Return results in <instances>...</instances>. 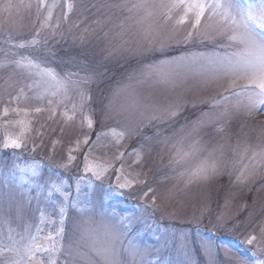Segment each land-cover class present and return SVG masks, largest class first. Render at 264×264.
<instances>
[{"label":"rangeland","instance_id":"obj_1","mask_svg":"<svg viewBox=\"0 0 264 264\" xmlns=\"http://www.w3.org/2000/svg\"><path fill=\"white\" fill-rule=\"evenodd\" d=\"M6 2L0 0V3ZM17 2L13 0V3ZM58 2L74 4L68 20H61L58 29H40L35 7L30 12L21 9L17 13L13 9L12 43L30 40L39 31L41 44L37 46L38 50L5 45L9 16L0 12V61L18 59L20 55L38 56L62 79L69 73L78 74L72 77L73 80L88 74L94 77L91 82L81 85L90 99L84 112L77 110L72 120L63 115L67 110L71 116L73 104L80 103V89L71 83L67 85V99L55 116L48 111H32L41 102L21 100L9 106L28 109L29 115L25 117L21 112L5 117L2 110L9 93L17 95L19 88L32 80L20 71L14 72L13 65L0 69V85H4L10 75L12 85L0 87V125L21 119L29 122L23 129L24 143L20 149H6L3 141L5 133L20 135L21 126H0V191L6 194L4 208L11 197V226L23 232L26 224L40 225L44 229L41 236L50 232L55 235L60 228L59 209L64 203V235L62 240L57 239L65 248L86 228H98L102 222L127 218L124 222L131 224L129 237L142 250L148 251L145 259L155 264H209V249L212 255L220 249L218 259L221 261L225 259L222 249L231 250L233 257L247 260L249 264L264 259V253L252 255L256 251L255 244L244 243L253 229V234L259 236L258 224L264 220V184L260 176L247 184L236 182L243 164L249 163L247 157L240 160L243 149L264 145V110L248 114L241 108L237 112L232 107L234 98L226 105L223 97L231 95V78L212 80L204 67L207 60L222 57L235 49L222 46L223 41L219 39L194 37L185 41L190 27L178 23L180 11L174 12L173 18L165 22L163 10L159 8L153 9L151 16L143 10L129 12L128 8L135 0H127V3L125 0H107L112 4H124V7L99 10L91 5L102 0ZM242 3L245 7L247 4L258 5L260 0H242ZM65 10V7L54 10L53 26ZM161 42L166 44L163 51L159 50ZM149 48L155 50L148 51ZM13 52L17 55H11ZM244 83L239 81L240 85ZM44 87L56 90L58 86L42 84L41 90ZM217 101L219 104L213 109L212 105ZM170 105H180L179 117L165 123L153 122L155 130L169 138L167 142L153 140L141 158L129 155L140 147L137 129L143 123L145 108ZM42 106L47 108L46 100ZM226 108L227 114L221 115ZM202 112H214L216 116L211 123L189 135L192 123ZM84 115H90L94 121L90 133L92 141L97 133H110L112 129L127 133L119 148L125 152V171L139 172V179L144 183L120 189L114 170H109L100 179L92 172H86L84 157L89 146L74 153V160L68 159L76 138L83 139L82 133L87 131ZM219 127L224 131H216ZM153 130L152 127L144 129L149 133ZM116 155L114 138L109 135L102 137L100 145L92 149L89 162H113L115 168H119L121 161L115 159ZM205 159L218 160L223 174L207 182L185 186L179 173L195 170ZM14 165L25 169L37 166L36 177L24 173L30 181L24 186L27 195H20V189L16 187L21 175L19 171L15 180L9 178ZM6 178L8 187L4 186ZM133 178L129 176V179ZM52 183L62 184L69 195L66 203L62 193L53 190L50 197L47 195ZM28 195L32 197L30 204ZM17 205L20 206L19 215ZM221 216L224 217L222 221L218 219ZM3 235L7 236L6 228Z\"/></svg>","mask_w":264,"mask_h":264},{"label":"snow or ice","instance_id":"obj_2","mask_svg":"<svg viewBox=\"0 0 264 264\" xmlns=\"http://www.w3.org/2000/svg\"><path fill=\"white\" fill-rule=\"evenodd\" d=\"M127 3V0H125ZM35 7L37 19L39 21L40 29H58L61 24L60 21H67L69 13L74 9L72 2L61 5L58 0H52L48 3L47 0H18L13 3V0H7L6 3H0V12L8 13L9 16V34L8 38L3 41L5 45L11 48H32L37 49L41 44L38 39L40 33L36 32L35 37L22 41L19 43H12V29L15 28V23L12 21L13 9L17 13L21 9L28 10L29 12ZM58 7H65L62 17H57V23L53 26L54 10ZM94 9L101 8H121L124 4H112L107 0L102 2L93 3L91 5ZM163 10L162 15L165 22L173 18V13L180 11L182 15L178 19L181 25L188 24L190 30L187 31L184 39L190 41L194 37H199L202 40H221L222 46L235 49L231 53H227L222 57L209 59L206 62V71L210 74L212 80L220 79L221 77H230L229 90L231 95L224 96L223 100L226 105L235 99L232 105L233 109L237 112L243 108L248 114L260 113L264 110V0H260L258 5L242 3V0H135L131 7L128 8L129 12L134 10H143L147 16L153 14V9ZM257 29H260L258 32ZM87 31V29H85ZM149 35L148 33L145 34ZM83 41V36L81 37ZM44 43H47L45 40ZM166 47L164 42H161L160 51ZM38 50V49H37ZM155 49L149 48L148 51ZM7 56L8 53L6 52ZM11 55H17L15 52ZM195 59V58H193ZM13 65V71H20L25 76L32 80V83L21 86L17 95L12 96L9 93L7 104L3 107L2 114L7 117L10 113L20 115L23 112L24 116L29 115L28 109H21L19 107H10L12 103H19L21 100H34L41 102L32 111L41 113L48 111L52 116L57 114V110L64 100L67 99V85L71 83L76 88H79L80 103L79 105L73 104L72 115L69 116L67 110L63 113L68 120H72L77 110L81 113L84 112L86 102L90 99L85 91L81 88L82 84L89 83L94 78L92 74L85 75L73 80V76H78L77 73H69L66 78H60L54 69L47 66L43 60L38 56L20 55L18 59L0 61V69ZM154 67V66H153ZM243 80V85L239 81ZM11 75L4 81V85L0 87H11ZM55 83L58 87L53 90L50 87H44L41 90L42 84ZM27 89V91H26ZM32 95L29 96L28 93ZM46 100L47 108L42 106ZM219 101L212 105L215 109ZM180 105H170L165 108H145L142 113L144 119L141 127L137 129V135L140 138V147L133 149L129 155H134L137 158L142 157L143 151L150 147L153 140L159 143H166L169 139L167 136H162L161 131L155 130L154 121L165 123L172 121L180 115ZM162 113V114H158ZM227 114V108L221 115ZM216 116L214 112H202L196 121L192 123L191 131L188 133L192 135L197 132L199 128L206 126L212 122ZM207 118V119H206ZM29 122L21 119L18 121H6L5 124L0 125L5 128L20 125L22 128L21 134L12 136L5 133L3 146L4 148L20 149L23 147V129ZM83 124H86L87 131L83 132V139L76 138L74 145L69 149L68 159L74 160L76 152H81L85 146L87 148V155L84 157V165L86 172H92L97 179L106 175L109 170L116 172L117 187L120 189L134 187L136 183H144L140 180V173H126L123 160L125 157L124 151H119L121 141L125 138L127 133L125 131L117 132L112 129L111 132H100L96 134L95 141H92L91 130L94 126V121L90 115L83 116ZM152 127L154 130L149 133L144 129ZM183 131V129H181ZM218 132H223L224 128L219 127L216 129ZM111 135L114 138V144L117 147L116 160L121 161L119 168H115L113 162H106L104 164L97 162H89L92 156V149L100 145L102 137ZM249 152L251 153L249 156ZM188 155L187 153L184 154ZM247 157L249 163L243 164L242 169L236 176L238 184L250 183L256 176L261 177V182L264 184V145L257 148L246 146L240 157L241 162ZM139 162V161H138ZM36 165L29 168H20L14 165L9 173V178L16 179V172L19 171V183L16 185L20 189V195H27L24 189L25 185H29L30 181L24 173L31 177L37 176ZM221 165L218 160L211 161L205 159L202 163L191 172H181L179 176L184 180L185 186L194 182H207L219 175H222ZM133 176V179H129ZM4 186L8 187V178L4 181ZM53 190L57 193H62L63 201L66 203L69 199L68 193L64 192L61 183H52L47 195L50 197ZM30 191V189L28 190ZM79 191V188H77ZM151 191V189H149ZM148 193L145 192V195ZM5 193L0 191V264H155L154 261L146 260L145 257L149 255L147 250H142L137 243L129 237L131 224L125 223L124 219L102 222L98 228H86L81 232L80 237L73 243L69 244L66 248L60 243L64 235V203L60 206V228L53 235L51 232L46 236H41L44 231L40 225L26 224L23 232L11 226V213L13 206L9 202L7 208H4ZM32 197L28 195V203L30 204ZM155 203V201H153ZM20 206H16L17 214L19 215ZM7 213V215H5ZM223 220L224 217L218 218ZM43 221V213H41L40 223ZM55 221H53L54 223ZM90 224L94 223L89 221ZM221 227L223 224L220 225ZM6 228L7 236L3 235V229ZM259 236L255 233H249L244 243L252 246L256 245V251L252 253L257 256L258 253H264V220L258 224ZM60 238V240L57 239ZM220 249L216 250L215 255H212L209 249V264H249L247 260L233 257L231 250L222 249L225 259L223 261L218 259ZM63 257V259H61ZM130 258V259H129ZM255 264H264V259H256Z\"/></svg>","mask_w":264,"mask_h":264}]
</instances>
